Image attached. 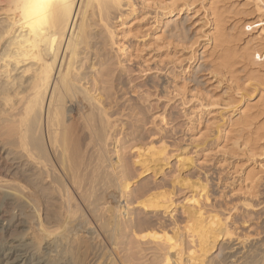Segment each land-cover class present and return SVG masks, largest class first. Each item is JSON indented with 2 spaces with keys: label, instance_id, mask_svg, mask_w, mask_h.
<instances>
[{
  "label": "bare ground",
  "instance_id": "1",
  "mask_svg": "<svg viewBox=\"0 0 264 264\" xmlns=\"http://www.w3.org/2000/svg\"><path fill=\"white\" fill-rule=\"evenodd\" d=\"M140 1L161 10L157 30L182 10L180 0ZM130 2L132 10L124 12L123 0H69L70 8L57 9L40 25L25 18L24 0H0V264H136L134 248L150 243L156 264H264V243L234 238L229 217L207 208L206 184L183 206L184 226L174 220L172 228L160 224L158 230V211H176L172 192H155L156 181L132 190V180L150 169L156 176L169 157L165 146L138 147L133 164L142 171L133 172L116 134L119 121L109 112L111 94L102 85L112 69L101 50L106 42L115 44L119 26L124 37L132 34ZM208 16L213 31L204 41L211 38L218 50L198 68L226 77L237 92L260 83V49L241 45L225 10L210 8ZM98 27L107 37L94 51ZM119 49L128 53L125 45ZM201 54L192 49L190 61ZM100 65L102 78L92 77L94 86H87L83 67ZM242 71L246 79L240 81ZM261 104L257 113L241 115L239 125L250 136L234 142L252 155L264 149V99ZM134 203L143 216L133 211Z\"/></svg>",
  "mask_w": 264,
  "mask_h": 264
},
{
  "label": "rangeland",
  "instance_id": "2",
  "mask_svg": "<svg viewBox=\"0 0 264 264\" xmlns=\"http://www.w3.org/2000/svg\"><path fill=\"white\" fill-rule=\"evenodd\" d=\"M130 3L123 0L124 12L132 10ZM179 3L182 10L167 16L157 30L161 10L132 0L135 11L128 20L131 35H122V27L118 25L120 11L112 15V23L117 29L119 26L115 44L109 41L103 47L107 34L103 31L100 35L102 28L96 29L100 36L94 38L93 50L103 47V64L110 63L112 69L111 74L103 78L102 85L111 94L107 99L109 112L119 121L116 134L122 140L124 161L139 174L140 166L133 164L138 147L165 146L169 157L162 162L163 171L156 176H153L154 169H150L132 180L136 182L132 190L138 189V183L148 185L156 181L159 186L155 192H172L176 211L171 214L158 211L153 218L158 230L160 224L172 228L174 220L184 226L183 206L194 191L199 190L200 184H206L209 199L205 201L203 196V202L208 209L229 217L234 238H248L250 243L262 244L264 149L255 150L257 154L252 155L243 151L244 148H237L234 142L250 136L247 128H244L247 134L243 131L239 120L244 113L254 114L260 110L264 77L260 78V83L250 80L252 84L250 81L248 84L252 86L249 84L244 90V84L237 92L234 83L226 77L215 76L198 66L203 65L205 59L211 60L218 50L211 38L204 41L205 35L213 31L208 12L216 6L225 10L229 30L242 36L241 45L258 47L264 59V0H180ZM169 20L172 23L167 26ZM122 45L128 49L126 55L119 49ZM194 48H199L202 54L190 61ZM94 53L89 56L95 61ZM102 65L98 70L83 67L89 82L87 86H94L92 77H101L97 74ZM237 74L240 81L246 79V72ZM133 145L137 147L132 148ZM110 150L115 158L112 145ZM132 207L143 216V209L137 203ZM154 247L153 243L135 247L134 263L156 264L152 254Z\"/></svg>",
  "mask_w": 264,
  "mask_h": 264
},
{
  "label": "snow or ice",
  "instance_id": "3",
  "mask_svg": "<svg viewBox=\"0 0 264 264\" xmlns=\"http://www.w3.org/2000/svg\"><path fill=\"white\" fill-rule=\"evenodd\" d=\"M72 5L69 0H24L23 9L25 18L29 21H37L43 25L55 15L57 9H68ZM36 27V24H33Z\"/></svg>",
  "mask_w": 264,
  "mask_h": 264
}]
</instances>
